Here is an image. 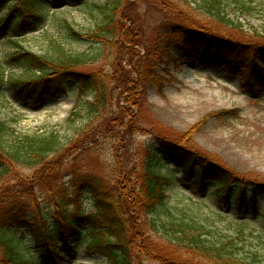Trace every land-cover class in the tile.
<instances>
[{
	"label": "trees",
	"instance_id": "1",
	"mask_svg": "<svg viewBox=\"0 0 264 264\" xmlns=\"http://www.w3.org/2000/svg\"><path fill=\"white\" fill-rule=\"evenodd\" d=\"M43 1L0 0V6H7L5 16L0 19V35L7 29L11 20H16L12 28L13 35H18L28 27L36 29L44 23L45 16L40 12ZM53 1L62 2V0ZM70 1L79 3L81 0ZM167 1L159 0L160 3ZM184 1L178 0L177 3L170 0L169 5L175 7L173 9L176 13L164 15L169 19L166 22L171 25L169 28L174 27L178 31L201 29L209 33V39L220 41L224 46L231 41L229 47H232V51L236 54H240L239 58L230 62L210 57L208 59H211L215 66L226 64L230 68L232 64L239 62L244 69L243 79L246 80L247 86L256 89L264 85V65L256 62L257 56H261L264 62V28L247 27L246 22L236 15L239 9V14L242 16L249 13L253 7V0H202L198 10ZM131 3V0H106L101 6L106 10L104 19L97 23L91 32L77 31L64 22L71 38L87 39L95 47L92 52L95 57H91V51L88 50L78 53L69 52L61 44L55 47V53L38 54L25 48L18 40H11L15 49L10 57L14 63L38 72L37 75H33L34 78L30 76L25 80L20 79L21 81L19 78L15 79L19 80L15 82L19 85V89L29 85L36 86L38 87L36 96L40 97L44 88L55 93L65 78H72L78 80L81 90L86 92L91 90L94 93L93 100L84 102L88 120L76 131V139H79V142L72 141H77L76 148H81L84 169L93 168V172L97 175L101 170L105 171L113 177L114 186L108 190L107 182L103 180L96 182V179H93L96 186L92 193L94 214L91 221L92 240L88 245L89 252L101 254L106 264H140L144 258L159 260L162 264H264V261L251 252L241 253L240 250L244 246L240 244L238 236L211 241L212 238L204 228L201 230L193 224L194 222H188L187 218L174 219L167 210L159 213L162 207L169 209L164 191V187L168 184L165 176L147 171L141 181H132L131 166L139 156V152H149L157 156L159 154L151 146L141 142L136 147L130 145L127 142L129 127L123 131L114 129L113 133L112 128L115 126L109 125L110 119L122 120L126 112L127 115H133L132 106H142L139 97L145 87L144 81L154 76L150 68L143 70L142 56L137 50L140 44L138 36L142 28L136 24L137 18L133 14L136 11L127 10L124 17L128 19L127 21L121 17L122 9ZM231 13L235 17L230 16ZM201 14H205V17ZM104 50L107 51L105 57L110 58L109 72L103 74L98 72L93 76L79 68L99 60L98 56L101 57ZM202 53H206L205 49ZM104 78H107L106 82H112L114 85L109 87ZM1 81L2 76H0ZM95 87L96 90H93ZM113 91L118 92V96L125 92L124 100L127 101L126 105L117 102V112L108 111V102L111 101L109 97ZM131 96L133 98L129 100ZM76 113L73 111L71 115ZM106 114L116 116L104 119ZM101 118V124H105V129L101 133L109 130L104 135L106 134L114 142H100L102 143L100 147L97 142H93L95 145H89V142L88 146H83L85 142L80 141L87 140L96 123L99 126L98 121ZM67 121H74V118ZM7 130L6 123L0 119V210L4 212V215L0 216V222L7 224L6 221L11 218L12 225L19 227L22 225L21 221L12 217H22L24 207L33 206L35 212L40 213L33 184L39 183L38 181L43 180L44 177H50L56 165L68 154V148L73 147L75 142L71 141L67 146H63L58 140V135L51 133L47 137L17 136V142L9 145L8 142H2ZM94 132L93 136L97 135L98 131ZM140 133L156 137L162 148L176 160V164L180 165L185 173L188 175L196 173L194 183L200 191H205L209 187V182L218 186V198L227 200L233 179L246 180L245 175L239 176L215 156L192 148L186 136L173 138L170 132L163 134L152 129H145ZM109 148L112 159L103 162L102 157L105 153L103 150ZM136 151L138 152L134 154ZM85 159L92 162L93 167L86 164ZM23 166L30 168L31 172L20 171L19 167ZM205 173L208 178H203ZM248 177L252 180L251 209L257 213L255 203L257 195L264 194V179L259 181L256 176ZM75 179L77 180L76 175ZM242 185L235 197L238 204L245 202V184ZM20 197L24 199L17 200ZM40 226H42L41 230L35 231V241L42 247L43 255L47 258L48 253L51 255L54 253L56 239L49 234L46 224ZM151 228L168 237L164 241L178 248L179 252L177 250L171 254L159 252V247L153 242L154 234ZM0 230L10 231L2 224ZM69 230L70 233H74L76 229ZM65 234L66 229L62 225L59 235L62 238ZM240 235L243 236L241 233ZM0 247H2L0 264H34L20 249L18 250L12 237L5 238L0 234Z\"/></svg>",
	"mask_w": 264,
	"mask_h": 264
},
{
	"label": "rangeland",
	"instance_id": "2",
	"mask_svg": "<svg viewBox=\"0 0 264 264\" xmlns=\"http://www.w3.org/2000/svg\"><path fill=\"white\" fill-rule=\"evenodd\" d=\"M131 1L132 3L128 4V7L122 9L121 17L127 21L128 19H124L127 10L136 11L133 13L137 18L136 24L142 28L140 36H138L140 44L137 46V50L142 56L139 55L143 60V70L150 68L154 76L144 81L145 87L139 97L142 106H132L133 115H127L126 112L124 114L126 117L123 116L122 120H111L112 116H116L114 114L104 116V119H110V127L111 125L115 126L112 128L113 133L114 129L123 131L129 127L127 142L135 147L140 142L148 144L155 140L149 135H140V132L145 129H152L163 134L170 132L173 134L171 135L173 138L186 136L189 138V145L195 150L215 156L239 173L264 179V90L259 97H254L239 87L238 79H236L232 84L236 89L233 91L226 86L229 81L224 70L213 71L208 66H201L195 60L180 62L179 66L174 65L169 59L170 56L174 58L180 56L176 42L172 36H166L157 30V27L162 26V23L167 19L164 16L165 13H176L173 9L175 7L169 5L170 0L166 3H160L159 0L156 2L153 0ZM173 1L178 3V0ZM200 1L202 2V0H185L184 2L198 10L197 8L201 5ZM104 2L106 0H83L80 4L65 1L61 5H53L51 0H46L47 5L42 10L46 17L44 24L35 31L28 29L16 40L28 50L38 54L55 53V47L61 44L69 52L78 53L88 50L92 55L95 47L87 39L71 38L64 22L77 31L91 32L95 25L104 19L106 10L101 7ZM252 3L253 7L249 13L242 16L239 14V9L238 12L236 11V15L246 22L245 26L263 29L264 0H253ZM6 11L7 7L3 5L0 8V17L4 16ZM201 15L205 17V14ZM230 16L235 17L232 13ZM137 32L139 33V31ZM11 40L15 39L9 31L0 38V76L4 77L0 84V119L8 127L2 142H8L10 145L17 142V136L22 138L32 135L47 137L51 133H56L59 142L63 146H67L72 140H77L76 131L87 122L84 102L93 100L94 93L90 90L91 92H87L83 97L77 96L76 86L70 84L68 85L69 93L57 96L56 99L45 97L42 103L33 101L30 95L20 99L14 92L13 84L10 81L18 78L25 80L30 76L34 78L33 75L37 73L28 67H19L11 63L10 56L15 49ZM106 54L107 51L104 50L101 57L98 56L99 60L79 68L93 76L98 72L100 74L107 73L106 71L111 67H109L110 58L105 57ZM91 57H95V55ZM106 79L104 78L105 82ZM106 83L109 84V87L114 85L112 82ZM93 90H96V87ZM115 91L109 97L111 101L108 102V111L110 112L118 111L117 102L121 105L127 103L124 100L125 92L118 96V92ZM132 98L131 96L129 100ZM73 110H76V115H71ZM70 118H74V121H67ZM101 120L102 118L98 121L99 126L96 123L97 125L90 131L91 134H88L87 140L80 141L86 143L83 146H88L89 142V145H95L93 142H97L99 147L102 144L100 142H114L106 134L104 135L109 130L101 133L105 129V124H101ZM94 131H98L95 136H93ZM77 141L79 142V139ZM77 141H72L75 142L74 146L68 148V156L76 157L75 161L73 163L66 161V165L60 171L59 179L66 180L67 183L70 179V168L75 167L83 158L80 152L81 148H76ZM103 151L105 152L102 157L103 162L112 159L110 148ZM139 159L140 172L133 175V181H141L143 177L141 174L147 169L155 170L160 174L179 172L165 156L162 157V161H148L147 155L139 152ZM84 161L93 167L92 162L87 159ZM19 168L25 173L31 172L30 168L24 166ZM107 180L109 182L110 178ZM213 192L212 189L210 194ZM39 193L43 192L39 191ZM165 193L169 209L162 207L159 213L167 210V213L171 214L174 219L187 218L188 222H194L193 224L201 230L205 229L204 231L208 232L209 237L212 238L211 241L227 240L229 236L234 238L238 236L240 244L244 246L240 250L241 253L251 252L264 261L263 221L251 219L248 224L243 226L245 235L241 236L240 231L232 225H235L233 224L235 220L246 218L247 214L234 213L233 204L223 207L212 196L206 195L207 201L200 202L204 199V195H197L194 187L183 179L181 173H174L172 181L165 188ZM39 196L42 200L43 195L39 194ZM85 196L89 197L87 193ZM260 204L264 205V201ZM79 206H82L84 212L92 208L89 198H84ZM219 209L231 214V219L234 222L230 224L231 219L229 222L228 219H220L214 213ZM45 210L53 217L54 208L52 206L46 203ZM71 214L74 215L75 212L71 211ZM3 215V210H0V216ZM202 224L206 227H202ZM151 232L154 234L153 242L155 246L159 247V252L165 254L174 253L176 250L179 252L178 248L164 241L168 237L153 228H151ZM4 235L10 236L8 232H5ZM26 239L24 246H32L31 241ZM71 245L75 247L71 253L66 252L62 247L61 264H106L104 258L99 255L87 256L81 246L77 247L75 240L71 241ZM32 249L29 256L38 252L34 248ZM1 250L2 247H0V253ZM40 264L48 263L41 262ZM142 264H154V262L144 261Z\"/></svg>",
	"mask_w": 264,
	"mask_h": 264
}]
</instances>
